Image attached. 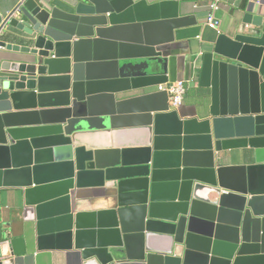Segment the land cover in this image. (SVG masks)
<instances>
[{
	"label": "water",
	"instance_id": "95a60500",
	"mask_svg": "<svg viewBox=\"0 0 264 264\" xmlns=\"http://www.w3.org/2000/svg\"><path fill=\"white\" fill-rule=\"evenodd\" d=\"M10 1L0 0V198L18 190L25 223L20 241L0 235V264H45L51 243L68 264H264V2L202 50L211 106L182 120L159 90L172 76L159 48L197 23L182 0ZM135 127L151 129L147 145L74 146ZM43 144L67 145L53 176L38 165ZM89 188L111 207L79 210Z\"/></svg>",
	"mask_w": 264,
	"mask_h": 264
},
{
	"label": "crops",
	"instance_id": "0c3cea01",
	"mask_svg": "<svg viewBox=\"0 0 264 264\" xmlns=\"http://www.w3.org/2000/svg\"><path fill=\"white\" fill-rule=\"evenodd\" d=\"M147 1L153 3L156 0ZM181 2L183 3L182 11L184 13H194L197 23L194 26L176 30L175 41L160 47L159 50L162 51L163 58L169 62V74H172L169 82L190 81L187 83V91L181 105L174 110L177 111L182 120H201L205 114L209 113L212 83V76H209L207 79L208 86L199 87L202 50L207 48V43L216 36L217 32L227 34L235 32L241 25V13L244 14L248 5H251L254 11H257L261 6L260 3L264 2V0H182ZM214 2H217L219 5V9L215 13L219 26L216 30H211L205 25V18L209 13V5ZM6 55V51L0 48V61L5 59ZM195 59L198 60L199 65L194 70L191 65ZM172 61L175 63L174 70L171 67ZM47 137L49 136L41 135L40 139L45 140ZM152 137L153 134L149 127L93 131L82 134V138L74 141V146H84L88 149L141 147L147 145ZM65 147H67L65 144L41 145L38 148L40 152L38 153L40 154L38 155V165L48 168L45 172L53 176L58 170L55 167L66 162L65 159L58 158V155L63 154L62 150ZM240 163V161H226L224 164ZM16 193H18V190L8 189V195L3 194L0 198V235L4 232L9 235L10 240L20 241L23 238L22 225L25 222L13 209L15 206L14 195ZM104 194V188L82 190L79 196L82 198L79 210L98 211L110 208L111 205L104 197ZM59 210V208H56L46 215L45 220L47 224L45 229H48V231H52L54 226L57 225L56 220L62 216ZM46 249V255L49 260L45 264H68L70 261L73 262V258L67 256L68 252L61 250L56 244L51 243L47 245ZM189 258L190 262L196 263V257L191 256Z\"/></svg>",
	"mask_w": 264,
	"mask_h": 264
},
{
	"label": "built area",
	"instance_id": "2783aa9c",
	"mask_svg": "<svg viewBox=\"0 0 264 264\" xmlns=\"http://www.w3.org/2000/svg\"><path fill=\"white\" fill-rule=\"evenodd\" d=\"M219 5L217 2L209 5V13L205 18V25L211 29L216 30L219 26V21L216 19L215 13L218 11ZM2 40V33L0 31V42ZM199 62L197 59L194 60L191 67L195 70L198 68ZM189 80H181L170 83L169 85H160L159 90H165L169 98V107L171 110L179 107L185 97L187 91V83Z\"/></svg>",
	"mask_w": 264,
	"mask_h": 264
},
{
	"label": "trees",
	"instance_id": "16d2710c",
	"mask_svg": "<svg viewBox=\"0 0 264 264\" xmlns=\"http://www.w3.org/2000/svg\"><path fill=\"white\" fill-rule=\"evenodd\" d=\"M3 38H6V37H5V36H2V39H3Z\"/></svg>",
	"mask_w": 264,
	"mask_h": 264
}]
</instances>
